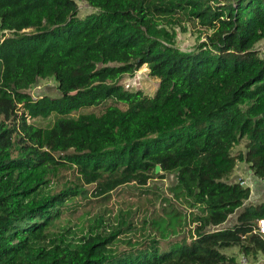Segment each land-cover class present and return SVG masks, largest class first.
Listing matches in <instances>:
<instances>
[{"label": "trees", "instance_id": "1", "mask_svg": "<svg viewBox=\"0 0 264 264\" xmlns=\"http://www.w3.org/2000/svg\"><path fill=\"white\" fill-rule=\"evenodd\" d=\"M85 2L94 12L79 18L75 0H0V32L11 34L0 39V264H236L222 252L234 247L264 262V203L243 206L250 189L228 182L238 162L264 179V60L254 50L264 0ZM183 24L206 37L190 52L175 47ZM143 65L158 80L152 97L120 84ZM49 78L59 97L26 92ZM51 116L46 128L29 123ZM156 167L175 174L173 196L195 210L188 236L178 239L171 203L141 241L126 238L136 226L120 216L93 219L80 237L58 226L70 202L143 187ZM65 172L73 181L62 184Z\"/></svg>", "mask_w": 264, "mask_h": 264}, {"label": "rangeland", "instance_id": "2", "mask_svg": "<svg viewBox=\"0 0 264 264\" xmlns=\"http://www.w3.org/2000/svg\"><path fill=\"white\" fill-rule=\"evenodd\" d=\"M75 1L78 5L79 18H84L94 12L85 0ZM174 29L176 33L175 47L181 51L190 52L206 39L204 31L199 26L183 24V26H176ZM3 35L8 37L11 34L8 32L4 34L0 32V39H2ZM254 50L264 60V40L255 44ZM120 84L126 91H141L144 95L152 97L157 90L158 80L150 77L149 69L146 65H143L134 74L125 75L120 80ZM26 92L34 99L40 96L50 98L59 97L57 83L52 78L38 80ZM120 107L122 106L120 105ZM103 109V105L82 109L75 116L90 112L99 114ZM55 118V116H51L48 119L29 120V123L46 128L53 124ZM245 143L246 141L243 140L239 146L235 147L233 154L240 151L244 152ZM155 174L156 176L150 179L143 187L137 184H128L117 188L108 194L107 197L104 195L94 198L88 195L84 199H75L69 203V208L62 214V217L58 221V226L68 227L74 233V237H80L86 232L93 219L102 217L108 224H114L116 223V218L119 219L120 216L125 224L131 222L133 226H136L134 233H126L128 234L126 238L133 237L132 239L134 241H141V238H145L149 233L156 234L154 229H150L151 226H149V223L159 217L166 219L169 216L167 213L169 210H164V208L171 203L174 209L172 207L170 210L178 211L182 218L181 225H179L180 232L177 235L178 239L183 236H188V230L194 227V224L190 221V212L195 210H191L183 200H178L173 196L172 187L176 184L174 173H163L160 169H157ZM70 181H73V176L69 172L63 173L61 183ZM228 182L240 183L243 187L250 189V196L244 201L243 206H255L264 203V179L256 178L247 163L238 162ZM236 214L230 216L222 227L227 228L232 226L235 222ZM156 236L159 237L158 235ZM173 238L171 237V239ZM222 252L227 256H234L236 258V264H264L261 257L258 260H253L249 256L244 257L240 254L237 247L223 249ZM242 260H244V263Z\"/></svg>", "mask_w": 264, "mask_h": 264}, {"label": "built area", "instance_id": "3", "mask_svg": "<svg viewBox=\"0 0 264 264\" xmlns=\"http://www.w3.org/2000/svg\"><path fill=\"white\" fill-rule=\"evenodd\" d=\"M256 229H257L256 232H258L261 235H264V219H260L257 222V228ZM242 261L244 263V260H242Z\"/></svg>", "mask_w": 264, "mask_h": 264}, {"label": "water", "instance_id": "4", "mask_svg": "<svg viewBox=\"0 0 264 264\" xmlns=\"http://www.w3.org/2000/svg\"><path fill=\"white\" fill-rule=\"evenodd\" d=\"M157 169H160V168H159V167H156V170H157ZM155 172H156V171H155Z\"/></svg>", "mask_w": 264, "mask_h": 264}]
</instances>
